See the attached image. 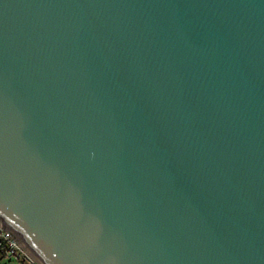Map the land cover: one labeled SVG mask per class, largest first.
Masks as SVG:
<instances>
[{
    "label": "water",
    "instance_id": "1",
    "mask_svg": "<svg viewBox=\"0 0 264 264\" xmlns=\"http://www.w3.org/2000/svg\"><path fill=\"white\" fill-rule=\"evenodd\" d=\"M0 226L41 264H264V0H0Z\"/></svg>",
    "mask_w": 264,
    "mask_h": 264
},
{
    "label": "built area",
    "instance_id": "2",
    "mask_svg": "<svg viewBox=\"0 0 264 264\" xmlns=\"http://www.w3.org/2000/svg\"><path fill=\"white\" fill-rule=\"evenodd\" d=\"M0 264H41L14 235L0 226Z\"/></svg>",
    "mask_w": 264,
    "mask_h": 264
}]
</instances>
